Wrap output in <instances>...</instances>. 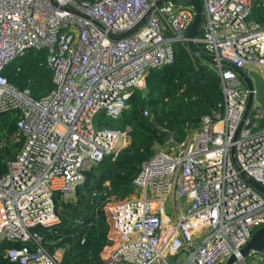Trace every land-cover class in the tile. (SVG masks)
<instances>
[{
  "label": "built area",
  "instance_id": "obj_1",
  "mask_svg": "<svg viewBox=\"0 0 264 264\" xmlns=\"http://www.w3.org/2000/svg\"><path fill=\"white\" fill-rule=\"evenodd\" d=\"M154 1L0 0V115H12L23 139L0 178V243L21 244L6 250L10 263L59 264L31 229L58 225L56 196L73 195L85 170L123 149L130 128H99L97 115L119 119L148 71L172 63L173 44L186 43L195 12L169 2L132 34L109 38L137 26ZM202 2L196 45L264 78V26L248 21L254 0ZM29 50L48 52L54 89L41 99L3 75ZM217 72V110L182 142L170 138L135 177L138 196L109 208L118 238L102 264H171L174 256L172 264H222L264 226V196L242 176L264 186V127L247 128V118L234 139L248 90L232 70ZM251 112L264 117L256 102ZM250 256L264 264V253Z\"/></svg>",
  "mask_w": 264,
  "mask_h": 264
},
{
  "label": "trees",
  "instance_id": "obj_2",
  "mask_svg": "<svg viewBox=\"0 0 264 264\" xmlns=\"http://www.w3.org/2000/svg\"><path fill=\"white\" fill-rule=\"evenodd\" d=\"M248 21L264 26V0H254ZM173 48L172 63L148 71L145 89L133 90L118 119L120 130L130 128L123 149L115 158L108 155L85 170L84 182L72 197L56 196L58 225L31 229L49 254L62 249L59 264H102L118 238L109 208L137 196L133 181L143 164L157 150L167 149L170 138L180 143L198 130L203 117L212 116L223 101L217 69L191 55L186 43L176 42ZM197 48L204 52L199 44ZM47 53L26 51L5 66L3 75L34 99L46 97L54 89ZM22 143L12 115H0V178L17 158ZM20 246L1 242L0 264H13L5 252Z\"/></svg>",
  "mask_w": 264,
  "mask_h": 264
},
{
  "label": "water",
  "instance_id": "obj_3",
  "mask_svg": "<svg viewBox=\"0 0 264 264\" xmlns=\"http://www.w3.org/2000/svg\"><path fill=\"white\" fill-rule=\"evenodd\" d=\"M167 2L176 6L191 7L195 12L193 21L185 35L186 46L188 48V51L191 53V55L203 61L204 63H207L212 67H215L216 69L224 67L232 70L233 72L236 73V75L239 77V79L243 82V84L248 90V99L246 103V108L242 120L235 133L234 139L237 138L238 133L245 124L247 118H249V122L246 124L247 128H250L253 131H259L262 127H264V117L256 120L253 117L251 108L253 103L256 102L260 105L262 109H264V78H262L257 71L249 68L238 67L230 60L223 59L217 62L215 59L211 58L209 55L200 51L197 48L195 39L199 33V28L204 16V6L202 0H155L152 6L150 7V9L146 12L145 16L142 18V20L138 23L137 26L121 34H116V35L109 34V38L113 40H119L121 38H124L132 34L143 24L146 17L150 15L152 11H154L155 9H157L158 7H160L161 5ZM72 12L76 13L81 17L88 19L86 15L80 12L77 11H72ZM254 123H256L257 125L253 126ZM242 176L246 179V181L250 186H252L256 191H258L262 196H264V186H261L260 184L247 178L244 174H242ZM262 253H264V226L255 229L248 242L238 251V253L231 254L222 264H237L239 262H243L244 258L247 256H250L252 254H262Z\"/></svg>",
  "mask_w": 264,
  "mask_h": 264
},
{
  "label": "rangeland",
  "instance_id": "obj_4",
  "mask_svg": "<svg viewBox=\"0 0 264 264\" xmlns=\"http://www.w3.org/2000/svg\"><path fill=\"white\" fill-rule=\"evenodd\" d=\"M96 122L98 123L99 128L119 129V130L121 129V126H120V123L118 122V119H112L110 117H107L103 112H101V113H99L97 115ZM162 149L163 150H167L166 147H162ZM72 196L73 195H70V197H72ZM70 197L69 196H65L64 199L67 200ZM55 254L60 258L61 255H62V249H58ZM177 259H178V256H174V257H169L166 260H167V262H169V263L172 264ZM257 259L254 256H247V257L244 258V261H245L246 264H256ZM60 261H61V259L59 260V263H60ZM160 264H163L162 261H161ZM237 264H243V263L242 262H239Z\"/></svg>",
  "mask_w": 264,
  "mask_h": 264
}]
</instances>
